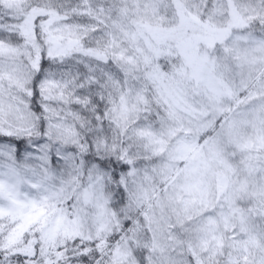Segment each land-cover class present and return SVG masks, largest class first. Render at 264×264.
I'll return each instance as SVG.
<instances>
[{"label":"snow or ice","instance_id":"obj_1","mask_svg":"<svg viewBox=\"0 0 264 264\" xmlns=\"http://www.w3.org/2000/svg\"><path fill=\"white\" fill-rule=\"evenodd\" d=\"M0 264H264V0H0Z\"/></svg>","mask_w":264,"mask_h":264}]
</instances>
